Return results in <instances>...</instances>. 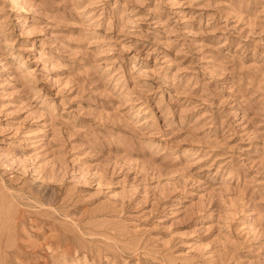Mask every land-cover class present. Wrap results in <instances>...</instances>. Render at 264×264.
Returning a JSON list of instances; mask_svg holds the SVG:
<instances>
[{"label":"rangeland","instance_id":"rangeland-1","mask_svg":"<svg viewBox=\"0 0 264 264\" xmlns=\"http://www.w3.org/2000/svg\"><path fill=\"white\" fill-rule=\"evenodd\" d=\"M0 264H264V0H0Z\"/></svg>","mask_w":264,"mask_h":264}]
</instances>
